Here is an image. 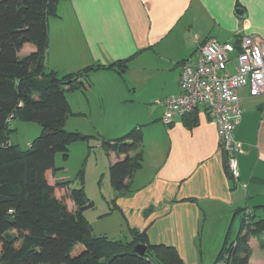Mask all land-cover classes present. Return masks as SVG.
Masks as SVG:
<instances>
[{
	"label": "crops",
	"instance_id": "1",
	"mask_svg": "<svg viewBox=\"0 0 264 264\" xmlns=\"http://www.w3.org/2000/svg\"><path fill=\"white\" fill-rule=\"evenodd\" d=\"M56 6V15L48 17V69L64 76L105 67L93 73L91 87L82 93L87 107L75 112L96 125L93 112L98 107L107 128L121 130L104 137L86 134L87 141H99L104 152L102 140H116L136 127L143 130V166L129 181L130 190L115 197L113 209L100 218L118 213L120 232H146L151 245L175 247L184 264H215L222 248L213 261H205L203 222L214 215L235 219L243 215L239 210L264 207V102H259L264 96L239 90L243 115L235 140L243 153L237 155L239 177L232 180L217 127L205 110L166 126L158 101L180 93L182 65L195 61L208 40L264 41V0H59ZM32 51L26 47L21 54ZM127 60L123 74L107 69ZM229 69L235 72L234 62ZM72 94L67 98L74 112L78 98ZM105 156L110 171L120 159L113 153ZM48 180L53 185L65 178L58 172ZM59 197L67 205L71 201L66 191ZM70 205L75 211V204ZM253 240L259 247L252 238L250 264H264L260 247L261 256L254 258Z\"/></svg>",
	"mask_w": 264,
	"mask_h": 264
},
{
	"label": "trees",
	"instance_id": "2",
	"mask_svg": "<svg viewBox=\"0 0 264 264\" xmlns=\"http://www.w3.org/2000/svg\"><path fill=\"white\" fill-rule=\"evenodd\" d=\"M58 1L0 0V264H184L175 247L151 245L146 232L129 230L128 241L95 237L84 215L94 204L85 192L82 172L79 189H71V181L52 185L48 180L50 173L61 170L56 156L67 160L69 147L82 140V134L65 128L71 114L67 94L87 92L93 73L106 69L90 66L64 76L48 69V17L56 15ZM26 47L33 51L21 56ZM107 69L123 74L128 60ZM14 119L42 128L26 152L10 141ZM102 148L120 159L110 167V175L116 197L124 195L144 163L143 130L136 127L116 140H102ZM58 190L67 192L75 211L57 196ZM239 213L238 235L223 246L216 261L228 254L227 264H250L252 238L264 250V207ZM137 245L147 247L144 255L136 253Z\"/></svg>",
	"mask_w": 264,
	"mask_h": 264
},
{
	"label": "built area",
	"instance_id": "3",
	"mask_svg": "<svg viewBox=\"0 0 264 264\" xmlns=\"http://www.w3.org/2000/svg\"><path fill=\"white\" fill-rule=\"evenodd\" d=\"M233 62L234 73L229 69ZM243 88L248 89L250 97L264 96V41L242 37L238 44H232L210 39L199 48L195 61L182 65L180 93L158 101L164 107L162 121L166 126L199 108L205 110L217 127L234 179L239 177L237 155L243 153L242 145L235 140L243 115L239 96ZM228 258L225 254L215 264H227Z\"/></svg>",
	"mask_w": 264,
	"mask_h": 264
},
{
	"label": "rangeland",
	"instance_id": "4",
	"mask_svg": "<svg viewBox=\"0 0 264 264\" xmlns=\"http://www.w3.org/2000/svg\"><path fill=\"white\" fill-rule=\"evenodd\" d=\"M21 56H24V54H21ZM82 93L76 92V94H72L78 99L73 102L74 112L71 110V114L68 116L66 130L69 132H81L83 136L88 134L104 137V134L108 133H111V135L119 134L121 130L108 129L107 123L102 122L104 115L98 107L93 112V121L96 125L80 117L81 113L76 114L75 111H81V109L87 107ZM72 95L69 96L73 97ZM260 100L262 101L259 102H264V97ZM99 122L100 124H97ZM11 130L10 141L26 152L30 149L31 143L40 136L42 128L37 123L14 119L11 122ZM118 137L120 138V136ZM99 148V141L94 139L91 141L83 139V141L76 142L69 147V158L67 160L64 159L62 154L56 156V167L61 169L59 172L60 177L65 178V181L72 182L70 185L71 189H79L81 187L79 175L81 172L83 173L85 192L94 204L92 209L85 212L88 221L93 227V235L98 237L107 233L110 239L128 241L131 239L130 235L120 232L123 219L118 213L109 215L105 219L100 218V216L109 213L111 208L113 209L116 194L112 187L110 171L105 168L107 166V157L102 149ZM56 194L59 197L63 194V190H58ZM59 198L65 199L64 197ZM71 203V201L68 202L69 210L72 209ZM241 218L242 215L236 216L235 219L233 216H226L225 218L223 215H214L213 217L209 216L205 224L203 222L204 237L202 244L205 252V261H209L211 258L213 261L212 255L220 252L227 242L230 244L234 241L239 232ZM252 246L255 253L254 258L258 260L261 254L258 244L254 240ZM254 264L259 263L256 261Z\"/></svg>",
	"mask_w": 264,
	"mask_h": 264
},
{
	"label": "water",
	"instance_id": "5",
	"mask_svg": "<svg viewBox=\"0 0 264 264\" xmlns=\"http://www.w3.org/2000/svg\"><path fill=\"white\" fill-rule=\"evenodd\" d=\"M242 13H244V12H242ZM85 137L86 136H82V139H85ZM146 250H147V247L145 245H137L135 247L136 253L141 255V256L145 254Z\"/></svg>",
	"mask_w": 264,
	"mask_h": 264
}]
</instances>
